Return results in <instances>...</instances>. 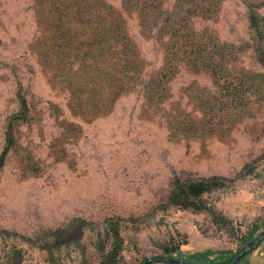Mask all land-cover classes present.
Segmentation results:
<instances>
[{"label": "rangeland", "instance_id": "obj_1", "mask_svg": "<svg viewBox=\"0 0 264 264\" xmlns=\"http://www.w3.org/2000/svg\"><path fill=\"white\" fill-rule=\"evenodd\" d=\"M106 1L143 65L116 91L99 11L0 0V264H227L264 230V0L161 36Z\"/></svg>", "mask_w": 264, "mask_h": 264}, {"label": "trees", "instance_id": "obj_2", "mask_svg": "<svg viewBox=\"0 0 264 264\" xmlns=\"http://www.w3.org/2000/svg\"><path fill=\"white\" fill-rule=\"evenodd\" d=\"M77 1L78 0H74L72 4V9L75 14L80 12V7H85L87 13L99 11V16H101L102 21L101 38L104 43V56L108 60H111V57L116 58L115 62L111 60L109 66L106 65L108 67L106 68L107 80L109 82L114 81L118 84L115 91L126 89L125 87L128 85V82H130L136 75L135 72H138L143 65L140 62L135 44L128 35L124 15L106 0H81L84 4ZM166 3V0H122V7L123 10L136 12L143 29L152 30L153 25H155L157 28L155 33L161 36L164 34L165 30H167L169 26L171 28L172 25L173 29L181 31V26L183 23L189 21L190 14L193 11L200 10L201 7L204 9L206 5L207 7H210L215 4V2L211 0L207 2V4H203V1L200 3V0H192L190 4H188V7H184L181 1L168 7ZM178 41L180 42V40ZM164 43L167 44V42ZM180 48L178 49L180 50ZM262 58L264 60V54ZM111 72H114L115 74H111ZM155 80L156 78L152 79V81ZM110 87L112 88V86ZM209 187H211V184L205 182L192 183L187 186L185 193L199 195ZM250 250L241 260H243ZM172 251V249H167L165 253L166 257H174L172 256ZM242 251L231 257L227 264H229ZM200 254L201 253L195 254V257L198 258ZM160 256L164 257V255ZM148 259L149 258H147L146 261ZM184 261L187 262L186 264L194 263L191 260Z\"/></svg>", "mask_w": 264, "mask_h": 264}, {"label": "water", "instance_id": "obj_3", "mask_svg": "<svg viewBox=\"0 0 264 264\" xmlns=\"http://www.w3.org/2000/svg\"><path fill=\"white\" fill-rule=\"evenodd\" d=\"M262 237H264V230L257 234L253 239H251L245 246L244 250L238 254L231 262L230 264H237L242 257L254 246V244L260 240ZM152 263H165V264H186L187 262L178 258L174 257H162V256H156L149 258L145 263L143 264H152ZM195 264V263H192Z\"/></svg>", "mask_w": 264, "mask_h": 264}]
</instances>
